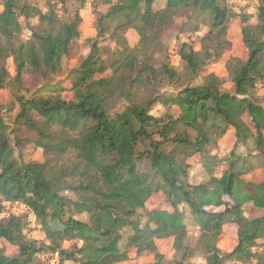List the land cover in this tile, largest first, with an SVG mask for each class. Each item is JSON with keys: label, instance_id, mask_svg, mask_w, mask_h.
<instances>
[{"label": "trees", "instance_id": "trees-1", "mask_svg": "<svg viewBox=\"0 0 264 264\" xmlns=\"http://www.w3.org/2000/svg\"><path fill=\"white\" fill-rule=\"evenodd\" d=\"M43 1L45 11L29 0H0V90L21 89L26 74L42 84L40 93L17 97L15 124L35 132L45 156L17 158L11 140L17 129L11 131L0 115V239L15 250L7 254L0 247V264H42L41 255L44 264L53 258L54 264H117L129 249L148 252L159 264L156 240L165 237L174 239L181 264L190 250L189 219L199 229L194 249L206 264H264V248H255L264 241V180L242 178L264 168V104L257 96V85L264 88V0H258L255 23L244 10L239 13L247 58L226 62L232 92L222 91L215 73H202L230 46L223 38L233 15L227 0H165L161 9H155L157 0ZM88 5L95 34L68 75L73 97L66 100L53 76L80 37V11ZM176 17L184 19L182 31L208 27L201 50L180 43L181 71L161 42ZM130 29L137 36L131 46ZM228 130L234 143L219 157L213 149ZM193 156L207 174L204 182L189 180ZM157 193L170 210L146 209ZM14 203L26 212L2 218L6 204ZM246 203L262 215L245 217ZM31 215L45 241L28 236ZM227 223L237 226V240L225 253L216 241Z\"/></svg>", "mask_w": 264, "mask_h": 264}, {"label": "rangeland", "instance_id": "rangeland-1", "mask_svg": "<svg viewBox=\"0 0 264 264\" xmlns=\"http://www.w3.org/2000/svg\"><path fill=\"white\" fill-rule=\"evenodd\" d=\"M24 1V0H22ZM30 3L35 4L41 10L45 11L44 1L43 0H29ZM229 7L232 10L233 15L229 19L225 33H223V38L230 41V46L226 48L218 59L210 61L203 69V74L215 73L223 80L221 86L222 91L232 92L233 84L229 77V74L226 70V62L230 58H238L240 60H245L247 58V50L242 42V36L240 32L239 24V13L241 10H244L247 14L250 15V23H255V16L257 13L258 0H227ZM165 0H157L155 3V9H161L164 7ZM2 6H0V11ZM100 10L105 11V7L100 8ZM65 16V13H60ZM82 17V23L79 26L80 37L73 42L71 48L67 55L63 57L62 60V70L59 74L53 76V82L57 86L61 85L65 89L61 93V97L69 100L73 97V92L69 89L71 86L70 78L68 75L70 71L76 68L83 58L89 52V45L86 39L94 36L95 27L94 20L95 16L91 11L90 6L84 8L80 11ZM184 21L181 17H176L174 23L166 28L162 35V46L163 53L168 55L170 64L182 70V65L180 63L178 48L181 42L190 43L196 50H201V38L208 31V27L201 25L197 32L182 31V22ZM37 19H30V24L35 25ZM23 32L22 38L27 40L30 36V32L25 26V23L22 22ZM126 38L128 44L131 46L132 43L137 39L136 34L133 30H128L126 32ZM110 42H105L104 44H109ZM113 46V44L111 45ZM165 51V52H164ZM6 67L12 77L14 74V64L13 59L10 57L6 60ZM10 77V78H11ZM51 81V82H52ZM201 79H198L197 82H200ZM42 84L30 74H26L23 78V85L21 89L15 88L14 86H8L0 90V115L4 121L8 124L9 129L12 131L13 128H16V132L11 135L12 145L15 150V156L23 161H44L45 156L42 149L36 145L35 132L28 129L25 125L17 126L15 124L16 116L20 110V104L18 103L17 97H30L34 94L40 93ZM164 87V86H163ZM163 90L173 91L170 87H164ZM257 96H259V101L264 104V88L261 84L257 85ZM158 109V108H157ZM155 109L154 112L157 110ZM173 110V109H172ZM176 113V110H174ZM36 118V116H35ZM234 143V135L232 130H228L226 134L219 140L218 148L213 149V154H217L219 157H222L230 151ZM246 148L239 147L237 151L244 152ZM198 156H193L189 159L191 164V170L189 173V180L191 183L196 184L199 182H204L207 180V174L201 167ZM221 171V167L219 172ZM243 179L249 180L252 182H261L264 180V168H258L251 171L248 174L242 176ZM226 200L231 201L229 197H225ZM1 200V197H0ZM7 210L3 213L2 218L8 216L10 213L15 214H24L26 208L20 203L6 204ZM181 208L185 209L184 206ZM146 209H169L167 203L165 202L164 196L161 193L153 194L149 200L146 202ZM221 208H210V210L216 211ZM263 211L252 206L250 203H246L243 206V214L245 217L251 219L257 216L262 215ZM81 218H85L81 216ZM30 219V231L28 236L37 239L38 241H45L44 234L41 232L40 227L36 224L35 218L31 215ZM127 233L126 231L124 232ZM125 234L123 238L125 239ZM199 236V229L194 224V222L188 220V238L187 245L190 250L187 252L186 258L181 262V264H206L205 258L203 255L198 253L194 247ZM237 240V226L234 223H227L223 226L221 234L217 238L216 245L222 252H229L236 245ZM64 247H68V243L63 244ZM156 246L160 254H162V260L159 264H176L177 260H180L178 254H176L174 249V239L172 237H165L156 240ZM0 247H4L7 254H13L15 252L14 248L5 243L0 239ZM257 250L264 248V241L259 240L255 247ZM41 263L44 264L46 257L44 255L39 256ZM55 260V258H53ZM51 259L48 264H51ZM156 261L152 254L148 252H143L138 254L135 249L128 250L127 259L121 261L117 264H154ZM68 264H76L73 262H67ZM225 264H243L241 262L228 260ZM255 264V261L253 262Z\"/></svg>", "mask_w": 264, "mask_h": 264}, {"label": "built area", "instance_id": "built-area-1", "mask_svg": "<svg viewBox=\"0 0 264 264\" xmlns=\"http://www.w3.org/2000/svg\"><path fill=\"white\" fill-rule=\"evenodd\" d=\"M54 262H55V260L53 259V260L51 261V264H54Z\"/></svg>", "mask_w": 264, "mask_h": 264}]
</instances>
